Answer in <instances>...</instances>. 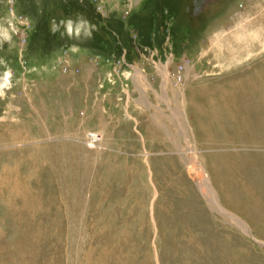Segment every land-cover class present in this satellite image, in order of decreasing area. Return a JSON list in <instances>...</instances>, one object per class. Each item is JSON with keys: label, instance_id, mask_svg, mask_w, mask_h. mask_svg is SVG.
I'll list each match as a JSON object with an SVG mask.
<instances>
[{"label": "rangeland", "instance_id": "374dc122", "mask_svg": "<svg viewBox=\"0 0 264 264\" xmlns=\"http://www.w3.org/2000/svg\"><path fill=\"white\" fill-rule=\"evenodd\" d=\"M0 139V264H264V0H0Z\"/></svg>", "mask_w": 264, "mask_h": 264}, {"label": "bare ground", "instance_id": "6f19581e", "mask_svg": "<svg viewBox=\"0 0 264 264\" xmlns=\"http://www.w3.org/2000/svg\"><path fill=\"white\" fill-rule=\"evenodd\" d=\"M257 81V80H256ZM209 93H211V91L209 92ZM211 95V94H210ZM220 95V94H219ZM246 100V99H245ZM241 109V108H240ZM216 120V119H215ZM202 122V121H201ZM221 122V121H220ZM206 125V124H205ZM252 128V127H251ZM207 133V132H206ZM207 135V134H206ZM15 137V136H14ZM16 138V137H15ZM5 139H7L6 138V136H5ZM4 139V140H5ZM17 139V138H16ZM1 140H3V139H0V141ZM8 140V139H7ZM6 140V141H7ZM91 140L93 141V142H95L96 140H98V136L97 135H94V134H92L91 135ZM247 142H244V141H242L243 143H245V144H249V143H252V144H262V143H264V142H259L258 140H256V141H250L249 139L248 140H246ZM2 142H4V141H2ZM1 143V142H0ZM213 161H216V160H213ZM194 162L196 163V164H198L197 163V161H196V156L194 157ZM238 164H241L242 165V163H238ZM8 165V164H7ZM226 165H228L227 166V168L229 167V164H228V162H227V160H226ZM241 165H239L238 167H240ZM199 166H200V164H199ZM217 168V167H216ZM8 169V168H7ZM13 169V168H12ZM200 169L202 170V171H204V169L200 166ZM9 170V169H8ZM12 171V170H11ZM222 171H223V169H222ZM3 174V173H2ZM206 179L204 180V182H201L200 184H199V186H200V189L201 190H205V188H207V185H208V177L206 176L205 177ZM232 178V180H229V184H233V185H235V186H238V184H236V181H237V179H235V177L234 176H232L231 177ZM2 180V183L3 184H5L6 186H7V188H8V190L11 192L10 193V200L9 201H11V202H14V201H16V200H19V197H20V195H22L21 197H22V204L24 205V209H35L36 210V208L38 207V205L36 204V202L33 200V198H32V194H31V190H30V187H29V185L30 184H28V181L24 178V177H18V175L16 174V172L14 171V172H12L11 174H6V176H4V178L3 179H1ZM209 187V186H208ZM241 187H243V185L241 186ZM211 188V187H210ZM208 191V190H207ZM246 191L247 192H250V194H251V189H250V187H247L246 188ZM254 200V199H253ZM253 202H255V201H253ZM16 203V202H15ZM38 209V208H37ZM249 210V209H248Z\"/></svg>", "mask_w": 264, "mask_h": 264}, {"label": "water", "instance_id": "95a60500", "mask_svg": "<svg viewBox=\"0 0 264 264\" xmlns=\"http://www.w3.org/2000/svg\"><path fill=\"white\" fill-rule=\"evenodd\" d=\"M217 207V209L219 210L220 208H221V206L219 205H217L216 206ZM222 209V208H221ZM220 211V210H219ZM220 212H223V213H225L226 215H231L229 212H226L224 209L223 210H221ZM228 213V214H227ZM259 244H262L261 242H258Z\"/></svg>", "mask_w": 264, "mask_h": 264}, {"label": "built area", "instance_id": "2783aa9c", "mask_svg": "<svg viewBox=\"0 0 264 264\" xmlns=\"http://www.w3.org/2000/svg\"><path fill=\"white\" fill-rule=\"evenodd\" d=\"M91 135H92V134H91ZM91 135H90V139H91ZM94 143H95V144H97V143H99V141H98V140H96Z\"/></svg>", "mask_w": 264, "mask_h": 264}]
</instances>
